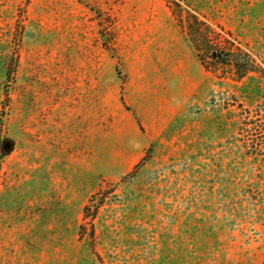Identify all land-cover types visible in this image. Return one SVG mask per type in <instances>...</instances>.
Here are the masks:
<instances>
[{"label": "rangeland", "instance_id": "rangeland-1", "mask_svg": "<svg viewBox=\"0 0 264 264\" xmlns=\"http://www.w3.org/2000/svg\"><path fill=\"white\" fill-rule=\"evenodd\" d=\"M185 1L264 65V0ZM256 111L163 0H0V264H264Z\"/></svg>", "mask_w": 264, "mask_h": 264}, {"label": "trees", "instance_id": "trees-1", "mask_svg": "<svg viewBox=\"0 0 264 264\" xmlns=\"http://www.w3.org/2000/svg\"><path fill=\"white\" fill-rule=\"evenodd\" d=\"M163 1L170 9L179 28L187 36L205 71L218 77L229 76L236 80H242L251 74L264 76L263 62L248 45L243 44L222 28H219L220 31L213 29L205 19L199 18L185 0ZM257 116V111L249 114L240 131H245L247 126L253 128L256 133L261 130V127L264 129V124L260 125L262 122L254 120ZM256 142L253 148L255 154L259 155L264 152V137H257ZM13 148L14 141L5 138L2 144V155L10 154ZM93 202L95 201H90V204L84 207L86 218L93 219L103 201H96L97 206L91 211ZM83 228L81 227L82 230ZM91 236L93 237V233Z\"/></svg>", "mask_w": 264, "mask_h": 264}]
</instances>
